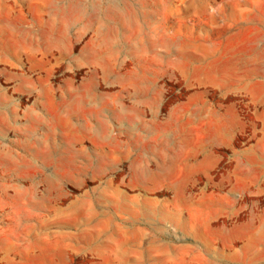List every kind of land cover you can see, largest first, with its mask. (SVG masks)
<instances>
[{
  "label": "rangeland",
  "instance_id": "1",
  "mask_svg": "<svg viewBox=\"0 0 264 264\" xmlns=\"http://www.w3.org/2000/svg\"><path fill=\"white\" fill-rule=\"evenodd\" d=\"M0 264H264V0H0Z\"/></svg>",
  "mask_w": 264,
  "mask_h": 264
}]
</instances>
